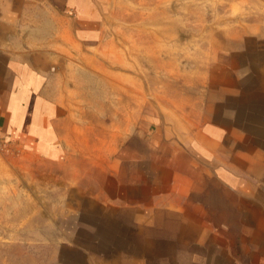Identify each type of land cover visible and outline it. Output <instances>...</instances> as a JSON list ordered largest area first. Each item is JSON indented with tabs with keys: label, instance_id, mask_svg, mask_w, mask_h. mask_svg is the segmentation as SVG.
Segmentation results:
<instances>
[{
	"label": "crops",
	"instance_id": "obj_1",
	"mask_svg": "<svg viewBox=\"0 0 264 264\" xmlns=\"http://www.w3.org/2000/svg\"><path fill=\"white\" fill-rule=\"evenodd\" d=\"M248 4L201 91L176 77L156 97L105 42L117 0H0V183L30 168L62 191L48 264H264V0Z\"/></svg>",
	"mask_w": 264,
	"mask_h": 264
},
{
	"label": "rangeland",
	"instance_id": "obj_2",
	"mask_svg": "<svg viewBox=\"0 0 264 264\" xmlns=\"http://www.w3.org/2000/svg\"><path fill=\"white\" fill-rule=\"evenodd\" d=\"M249 6L248 0H117L106 24L115 38L105 42L119 49L121 67L136 81L145 73L152 96L176 77L201 91L222 32L256 10ZM23 174L0 183V264H48L60 237L62 191L30 168Z\"/></svg>",
	"mask_w": 264,
	"mask_h": 264
}]
</instances>
